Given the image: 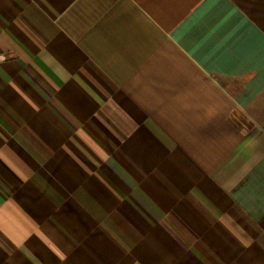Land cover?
Instances as JSON below:
<instances>
[{
    "label": "crops",
    "instance_id": "crops-1",
    "mask_svg": "<svg viewBox=\"0 0 264 264\" xmlns=\"http://www.w3.org/2000/svg\"><path fill=\"white\" fill-rule=\"evenodd\" d=\"M0 264H264V0H0Z\"/></svg>",
    "mask_w": 264,
    "mask_h": 264
}]
</instances>
